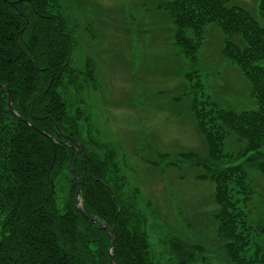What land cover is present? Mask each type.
Segmentation results:
<instances>
[{
    "label": "trees",
    "instance_id": "1",
    "mask_svg": "<svg viewBox=\"0 0 264 264\" xmlns=\"http://www.w3.org/2000/svg\"><path fill=\"white\" fill-rule=\"evenodd\" d=\"M9 1L13 4L0 0V84L9 87L14 110L56 142L12 116L8 92L0 87V210L4 213L0 264H113L107 230L86 215L113 230L117 264H156L145 218L124 197L117 166L96 153L92 138L97 140L98 130L87 127L89 141L84 140L81 124L88 125V119L83 120L80 111L70 114L81 77L88 76L87 82L94 85L97 80L91 58L84 70L74 67L76 31L70 28L71 18L61 0ZM231 1L165 0L157 9L173 21L179 54L192 65L200 60L207 28L216 26L223 35L220 55L238 68L250 98L257 102L256 110L235 111L213 103L206 113L195 101L191 109L208 148L209 160L197 163L210 170L208 178L216 184L217 228L227 259L232 264H264L257 240L256 253L249 257L252 234L264 239V219L255 224L246 212L259 194L249 168L264 176V26ZM259 10L264 16V0ZM231 132L243 147L226 155L225 141ZM77 142L83 144L80 152ZM229 160L241 164L229 166ZM73 166L83 181L81 203L86 215L76 208ZM67 175L61 207L57 190ZM174 248L184 252L182 264L193 257L180 242Z\"/></svg>",
    "mask_w": 264,
    "mask_h": 264
},
{
    "label": "rangeland",
    "instance_id": "2",
    "mask_svg": "<svg viewBox=\"0 0 264 264\" xmlns=\"http://www.w3.org/2000/svg\"><path fill=\"white\" fill-rule=\"evenodd\" d=\"M162 1L61 0L76 31L74 67L84 70L91 58L97 80L94 85L87 82L88 76L81 77L69 111H80L83 120L88 119V125L81 124L84 140L89 141L87 127L98 130V141L92 138L96 153L117 166L124 197L145 218L156 264H182L184 252L174 248L175 242L193 254L185 264H232L218 234L216 184L208 178L210 170L197 163L208 161L209 155L192 109L197 104L208 113L213 103L235 111L256 110L258 105L238 68L220 55L223 35L216 26L207 28L197 64L179 54L173 21L157 9ZM259 3L231 1L264 26ZM225 144L226 155L243 147L233 132ZM249 173L259 194L246 212L256 224L264 219V176L254 168ZM66 178L69 181V175L57 190L61 207ZM3 220L0 210V237ZM252 236L249 257L256 253V240L264 252V239Z\"/></svg>",
    "mask_w": 264,
    "mask_h": 264
},
{
    "label": "water",
    "instance_id": "3",
    "mask_svg": "<svg viewBox=\"0 0 264 264\" xmlns=\"http://www.w3.org/2000/svg\"><path fill=\"white\" fill-rule=\"evenodd\" d=\"M8 1L10 4H13V2ZM0 87H3L7 90L8 92V106H9V111L11 113L12 116L28 123L30 126H32L33 128L37 129L39 132L43 133L45 136L51 138L48 134H46L45 132H43L41 129H39L33 122L25 120L23 117H21L13 108V102H12V97H11V91L9 89V87L7 85H2L0 84ZM69 136V135H68ZM51 140L55 143V139L51 138ZM77 145L79 146L78 152H80V150L83 149V144L81 142H77ZM85 154V153H84ZM73 173H74V177H75V181L77 184V193H76V208L77 210L82 214V215H86L85 214V209L83 207V205L81 204L82 201V184L83 181L79 179L77 172L74 168V166L72 167ZM86 217L94 222V223H98L101 227L105 228L108 232V235L110 237L111 240V246L109 248V253H110V257H111V261L113 264H117V261L115 260V256H114V246H115V235L113 230L105 223V222H101L99 221L97 218H92L86 215Z\"/></svg>",
    "mask_w": 264,
    "mask_h": 264
}]
</instances>
